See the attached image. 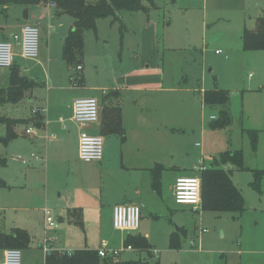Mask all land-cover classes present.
<instances>
[{"label":"rangeland","instance_id":"374dc122","mask_svg":"<svg viewBox=\"0 0 264 264\" xmlns=\"http://www.w3.org/2000/svg\"><path fill=\"white\" fill-rule=\"evenodd\" d=\"M142 6V10L117 11L114 21L112 16L99 18L95 30H84L80 63L84 85L76 77L82 70L70 68L64 61L60 65L41 59L46 39L56 37L60 29L53 22L50 28L37 26L36 59L41 64L24 73L36 84L16 104L0 105V115H30L33 122L44 116L38 107L49 103L43 122L54 120L51 125L60 127L57 118L66 119L70 112L67 106L76 97H94L103 107L119 105L124 136L130 142L127 145L139 150H134V155L150 153L157 163L167 166L159 191L154 192L142 169L125 167L126 158L121 157L125 145L120 149L122 141L117 134L103 135L107 165L102 170L96 161L88 164L77 159L71 138L77 124L66 120V135L60 143L64 155L55 162L51 157L46 165L44 160H34L31 155L41 154V142L34 144L28 136L7 145L0 143V157L5 158V165L0 164L4 182L0 185V232L29 227L33 245L21 253V264H43L37 244L54 229L57 233L53 238L74 249L84 243L96 247L100 239L119 248L129 233L113 228L112 208L125 195L138 200L133 192L138 188L143 207L139 227L130 235L144 237L148 247L123 250L116 256L118 261L264 264V50H244L241 39L245 28H255L264 0H153L152 5L142 0ZM64 18L73 21L69 15ZM4 19L5 11L0 7V22ZM216 49L221 52L216 53ZM56 51L53 45L51 54ZM56 85L62 88H54ZM49 86L47 100L45 89ZM83 86L90 88L89 93L82 92ZM214 88L226 91V105L203 103V91ZM116 89L118 93L112 95ZM223 107L229 112L228 125L212 128ZM31 128L38 132L35 126ZM5 131L0 124V136ZM252 133L256 136L254 146ZM236 151L242 153V168L230 162L222 167L230 170L242 193L244 210L240 216L194 211L189 205L174 203L171 187L175 175L191 176L199 161L210 166L222 153ZM137 160L146 163L145 158ZM169 165L180 169H169ZM257 171L262 172L258 188L253 185ZM66 184L67 191L63 189ZM81 185L85 186L80 201L84 229L67 220L64 202V195L73 188L81 190ZM40 206L51 211L56 223L49 233ZM201 228L205 232L200 233ZM171 238L175 247H171ZM234 250H240L241 257Z\"/></svg>","mask_w":264,"mask_h":264},{"label":"trees","instance_id":"16d2710c","mask_svg":"<svg viewBox=\"0 0 264 264\" xmlns=\"http://www.w3.org/2000/svg\"><path fill=\"white\" fill-rule=\"evenodd\" d=\"M48 0H0V7L12 4H45ZM56 8L62 13H66L74 20L73 27L64 38L61 57L70 67L74 68L80 65L83 57L84 38L83 32L86 29L95 30L96 20L102 17H113V21L118 19L115 16L117 11H136L145 8L142 6V0H97L89 2L87 0H53ZM153 4V0H148ZM115 16V17H114ZM242 47L244 50H264V10L256 19L254 29L245 28L242 32ZM17 64L14 63L8 68L9 75L7 84L0 86V105L6 103L16 104L19 102L25 91L33 88L35 85L30 79L18 74ZM77 77L78 81H81ZM75 77V78H76ZM202 101L206 105H226L228 95L222 89H207L202 93ZM103 121L101 126V135L117 134L121 140H124V130L121 124V108L119 105L102 107ZM220 117L213 120L212 128H222L228 125L230 118L228 110L223 107L220 110ZM30 118V117H28ZM28 118H13L0 115V124L6 128L5 134L0 136V143L7 145L11 140L18 136L15 127L19 125H29L40 128L43 125L44 116H38L35 121ZM253 132V131H251ZM252 133V143L255 145L256 138ZM242 153L236 151L233 153L224 152L220 159L214 164L207 166L200 173L201 180V209L213 212H230L240 216L244 210L243 197L240 189L233 183L230 170H225L222 165L226 162L242 168ZM0 164L5 165V158L0 157ZM163 170L161 164H155L151 168L152 182L151 187L158 192L160 189V175ZM261 171L256 172V180L253 182L255 187H259V178ZM0 179V185H3ZM66 218L71 223L82 226V211L80 208H69L66 212ZM30 237L23 229H14L11 234L0 232V248L14 247L26 249L29 245ZM124 245L132 247L147 248V242L144 237L133 236L130 233L124 240ZM171 247H175V241L171 238ZM44 264H138L136 262H120L114 256L101 257L95 249H75L67 251H51L44 257Z\"/></svg>","mask_w":264,"mask_h":264},{"label":"crops","instance_id":"0c3cea01","mask_svg":"<svg viewBox=\"0 0 264 264\" xmlns=\"http://www.w3.org/2000/svg\"><path fill=\"white\" fill-rule=\"evenodd\" d=\"M44 7H47L49 10H52L53 12L52 13L48 12V11L46 12V9ZM1 10L3 12L5 11V19L2 22H0V40L9 38L10 34L13 33V32H18L20 30V27L26 22L34 23L37 26L43 24L45 27L48 26V28H50V26H49L50 22H53V23L57 24V27L60 29V31L58 32L56 37H52L51 36L50 39H46V45L47 46H45V49H43L42 52H41V55H42L41 59L42 60L45 59L46 62H48V63L55 62V63H59L60 65H61V63H63V59L61 57L62 45H63L64 38L68 34L69 30L73 27L74 20H73L72 17L71 18H72L73 21L66 20V18H64V15H67L66 13H62V12H60L59 10H57L55 8H50V7L46 6L43 3L26 4V5L25 4H12V5L3 6L1 8ZM67 25L69 27L66 30L65 27ZM48 28H47V33L49 34ZM53 38H57L58 42L55 41V39H53ZM53 45H55V48H57V51H56V53L54 55H52L51 52H50V51H52V46ZM216 50H218V49H216ZM21 59L22 58L19 57V56L15 57V63L18 66L17 67L18 73L20 75H23V76L27 77L28 79L32 80L35 83V81L32 78H29V76L24 75V73L30 71L31 70V66H34L36 64H41L40 59H36V60L22 59L23 62H22ZM80 66H81L80 69L76 68L77 70H82L81 75L77 74L78 78H80V80H81V81H78V83L84 85V82H83L84 81L83 66L82 65H80ZM8 75H9V69L8 68H0V86H4V85L7 84ZM50 87L51 86L46 87V89H45V91H46L45 94L47 96V100L49 99V90H51ZM54 88L61 89L62 86L61 85H56ZM89 89H90L89 87L83 86L82 92L89 93V91H87ZM126 89H129V88L126 87ZM130 89H132V90L133 89H138V87H132ZM117 90L118 89H116V91H114L113 94L111 92V94L112 95L117 94L118 93ZM76 98H78V97H76ZM73 100H72V102H73ZM72 102H71L70 105L67 106V107H69L70 112L67 115L66 119L61 117V116H59L57 118V123L60 124V127L59 126H52L51 124L54 123L53 122L54 120H49V119H46V118H45L46 120L43 122V125L40 128L36 127L38 132H35V129L31 128L32 125H19V126L15 127V131L17 132L18 136L16 138H14L13 140H11L10 142L17 140L20 137L28 136L33 141L34 144L35 143L37 144L38 141L41 142V145L39 147V149L41 151V154H34L33 153L34 155L40 156L41 158L40 159H35L34 157H32L34 160H40V161L44 160L45 165L47 164V162H48L50 157L52 158V161H54V162L56 160H60L62 158V156L64 155V151H65V148H63L62 145L60 144L61 142H63L64 135H66L64 133V130H65L64 122L66 120H68V121H70V122L75 124V122L73 120H71V114H72L71 105H72ZM46 104H47V102H46ZM102 107L103 106H101V105L99 106V109H100L99 122L97 124H95V125L89 126L86 129V131L88 133H90V134H99V135H101L100 131H101V126H102V121H103L102 120L103 119ZM38 108H41V111L43 112L44 117L47 116L46 114H44L45 112L49 113V103L47 104L46 107L45 106L44 107L43 106H39ZM59 118H62L63 121H59ZM121 124H122V128L124 130L122 114H121ZM75 126H76V129L73 132L71 138L73 139L74 143L76 144V151H77L79 129H78L77 125H75ZM29 128L31 129L30 132L28 131ZM101 136L103 137V140H104V136L103 135H101ZM121 141H122V142H120L121 146H119L120 149H122L124 147V145H125V147L123 148V149H125V152L123 150L122 153H121L122 159L124 160V157L126 158V160H124L125 161V163H124L125 167L127 169H142V171H144V173H146L147 178H148V182L151 185V182H152L151 168L154 167L155 164H160V163H157L159 161H157V159L154 157V155L150 154V153L134 155V150L139 152L138 148H136L134 146H133V148H131L132 144L131 145H127V143H130V142H127V138L125 140H121ZM105 152H106V148H105V145H104L103 146L102 159L99 160V161H96L99 164L98 166H99V168L101 170L103 169V167L105 168V165H107V157L106 156L104 157ZM139 157L145 158L146 159V163L138 162L137 158H139ZM77 159H78V156H77ZM86 163L90 164L89 162H86ZM168 167H169V169H173V170H179L180 169L178 166H175V165H169ZM164 169H167V166H163V170ZM163 170L161 171L160 179L162 177ZM178 176H182V175H175V178L178 177ZM175 178H174V181H175ZM71 187L72 186H70V188ZM160 187H161V182H160ZM55 188L58 189V186L56 185ZM63 189H65V191L69 190L68 185L67 184L64 185ZM84 189H85V186L81 185V190L73 188L71 193H69V194L66 193L64 195V202L66 204L65 205L66 206L65 207L66 208L65 214H66V212H67V210L69 208H80L81 211H82L80 201L83 199V196L85 194V193H83ZM171 189H172V187H171ZM133 192H134L135 196L136 197L138 196L137 198L140 199L141 191L138 188H134ZM124 197L125 198L121 199L122 201H120L118 203H115V204L133 202V203H137V204L141 205V207H143V204L138 201L139 199L137 200V199L126 198V195ZM176 205H183V204H176ZM38 209L41 210L42 213H43V217H44L43 221H44V226H45L44 208H43V206L42 207L40 206V207H38ZM82 222H83V219H82ZM28 224H30V223H28ZM80 227L82 229H84V222H83V225L80 226ZM14 229H23V230H25L28 233V235L30 237L29 245H28V247L26 249H20V250H21V253L30 251L32 249L33 243H32V240H31V236H30L29 232L27 231L29 229V227H27V229L23 228V227H21V228L12 227L10 232H7V233L3 232V233L4 234H11ZM56 233H57V230H55V229L51 231V235L53 237H56ZM38 242H39V244H37V246L42 251L43 264H44V257H45L46 254L44 253V251L42 249V245H41L42 242L41 241H38ZM99 245H100V241H98L97 242V246L93 247V248H90L86 243H84L83 247H81V248H76V247L75 248L76 249L88 248V249H95L96 250L99 247ZM50 246H51L52 250H54V251L71 252V251L75 250L73 247H69V245H63V243L57 241V239L56 240L53 239V242L51 243ZM3 249L4 248H0V262L2 260ZM246 251H248V250H246ZM234 252H237L239 257H241L242 253L240 252V250H234ZM243 252L245 253V250ZM249 253H252V252H249ZM25 264H27V263H25ZM239 264H242V261H240Z\"/></svg>","mask_w":264,"mask_h":264},{"label":"built area","instance_id":"2783aa9c","mask_svg":"<svg viewBox=\"0 0 264 264\" xmlns=\"http://www.w3.org/2000/svg\"><path fill=\"white\" fill-rule=\"evenodd\" d=\"M46 6L56 8L53 0H48ZM221 50H216L220 53ZM19 56L26 60H36L38 56V28L34 23H24L18 32L10 34L9 38L0 40V68H9ZM80 69L81 66L76 67ZM71 120H73L80 132L77 143L78 159L84 162L99 161L103 156V137L99 134H90L86 129L99 122V104L94 97L76 98L71 105ZM212 118V117H211ZM59 121H63L59 118ZM29 128V132H30ZM35 159L40 156L32 155ZM24 161V160H23ZM193 168L197 172L191 176H178L172 186L173 200L176 204L189 205L194 211L201 210V180L200 173L207 168L202 162ZM45 229H53L56 225L52 218L51 211L44 208ZM141 217V205L137 203H120L115 204L112 208V226L115 230L122 232L136 231L139 227ZM205 232L204 228L199 230ZM53 236L47 234L42 242V249L45 254L52 251L51 243ZM193 245V241L190 242ZM130 245H124L119 248L111 247L105 239L100 240V245L96 249L101 257H116L123 250H132ZM63 252V251H61ZM0 264H21V250L19 248L8 247L3 249L2 260Z\"/></svg>","mask_w":264,"mask_h":264},{"label":"water","instance_id":"95a60500","mask_svg":"<svg viewBox=\"0 0 264 264\" xmlns=\"http://www.w3.org/2000/svg\"><path fill=\"white\" fill-rule=\"evenodd\" d=\"M114 93V91H112V94Z\"/></svg>","mask_w":264,"mask_h":264}]
</instances>
